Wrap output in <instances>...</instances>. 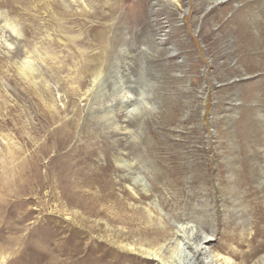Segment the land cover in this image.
I'll return each mask as SVG.
<instances>
[{"label":"rangeland","instance_id":"1","mask_svg":"<svg viewBox=\"0 0 264 264\" xmlns=\"http://www.w3.org/2000/svg\"><path fill=\"white\" fill-rule=\"evenodd\" d=\"M148 1L0 0V264H264V0Z\"/></svg>","mask_w":264,"mask_h":264},{"label":"bare ground","instance_id":"2","mask_svg":"<svg viewBox=\"0 0 264 264\" xmlns=\"http://www.w3.org/2000/svg\"><path fill=\"white\" fill-rule=\"evenodd\" d=\"M147 3H148V6H147V9L148 10H150V9L154 10V9H156L157 6H156V1L155 0H149ZM66 9H68V8H66ZM85 9H87V8L84 5L81 8V10L83 11ZM4 21H5V25L10 28V30H11L12 33H14L17 36H21V33L19 32V30L16 27H14L15 25L13 26L11 24V22H10L11 20L8 21L5 18ZM258 42H260L259 39H257V42L256 43H258ZM95 64L97 65L98 70H96L95 73L92 76V79H91V81H92L91 86L92 87L94 86V84L97 81V78L101 74L100 73L101 72V65H99V60L96 61ZM17 69L19 70V74L22 76V78H24L25 80H27L28 82H30L35 88H37V84H41L44 87V90H48L46 84L44 82H42L43 78L41 77V75H38L37 74L38 72H36V68L34 67L33 62H31V60L28 59L27 56L24 57V59H22L19 62V65H17ZM99 70H100V72H99ZM88 90H90V89L88 88ZM125 92H126V94L125 95H122V97H124V100H122L123 101V104L124 103H128L131 100V97L129 95H127V91H125ZM41 96L43 97L44 95L41 94ZM114 126H115L114 128L115 129H118L119 131H121V130L124 129L119 124H116ZM2 136L4 137V140L3 141L4 142H8V145H11V144H14L15 145L14 141H11L12 137L9 138V136L7 134H3ZM9 147L10 146H8V148ZM117 163H118V161H117ZM122 165H123V163L121 164V166ZM125 165H127V164L124 163V166ZM117 166H120V165H117ZM146 183L147 182L144 180V185L146 187H144L143 189H144L145 193L148 191L147 189H149V188H147V184ZM129 189L131 191H133V188L132 187H129ZM147 211L150 212V209H147ZM176 227H177V229H176V231L174 233L175 234V245L170 249V254L168 256V259H167V257L164 256V253H162V247L163 246H158L157 248H150V249L149 248L148 249L147 248H144V249H142V252H144L145 255H147L150 258H152L151 259V262H154V264H184L185 262L188 263V264H198V262H197L198 255H200L201 258H202L204 256L203 254L206 253L205 264H231L229 257H227V256H218V254L213 253L212 250L210 249V247L207 246V244L210 243L209 241L212 238V236H214L213 234H211V233L210 234H207V233L203 232V240H202V242H200L199 245H196L194 248L191 249L190 247H188L189 240H188V238L186 237V234H185V226L183 224H177ZM193 228L190 231L191 233L194 232V229ZM121 229H124V227L123 228L121 227ZM125 230L128 231L129 229L125 228ZM44 238H45L44 235L39 236L37 238V242L39 243ZM12 243H14V242H12ZM31 243L34 244L35 243V240L32 239L31 240ZM200 248H201V252L199 254H197L198 249L200 250ZM185 252L189 255L186 258L184 257ZM150 258H145L144 260L146 262L144 264H148Z\"/></svg>","mask_w":264,"mask_h":264}]
</instances>
